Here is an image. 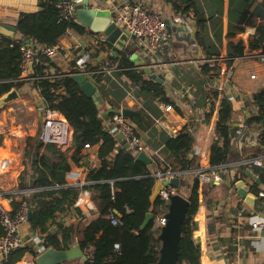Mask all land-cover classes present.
I'll list each match as a JSON object with an SVG mask.
<instances>
[{"label": "trees", "instance_id": "16d2710c", "mask_svg": "<svg viewBox=\"0 0 264 264\" xmlns=\"http://www.w3.org/2000/svg\"><path fill=\"white\" fill-rule=\"evenodd\" d=\"M61 1L64 0H39L37 12L20 14L15 25V38L0 35V97L12 89H16L21 96H36L44 102L47 109L60 112L73 129L72 146L68 150H62L58 145L42 143L35 149L40 175L32 186L21 188V191L34 188L35 192L23 191L24 193L9 196L13 213L24 203L29 206L31 218L28 226L31 233L43 236L41 249L36 250L26 245L1 263L18 264L29 254L32 264H36L37 257L44 251H64L78 243L88 257V261L81 264H157L161 248L158 239L160 230H154L153 219L145 230L140 232V228L148 213H153L154 218V215L161 217L168 211V204L160 197L154 204L151 202L158 169L162 173L171 171L181 174L177 192L182 194L186 190L185 197L190 201L182 229L178 264H201V253L194 240V227L200 197L203 198V188L199 195V178L188 174L197 167V159L191 158L190 153L194 143L189 131L193 128L192 121L166 141L160 153L163 160L155 156L150 165L137 161L125 143H120L118 137L107 131L99 106L73 76L83 74L98 88L107 74L104 70L115 67L119 72L114 73L120 78L123 76L121 84L129 92L130 98L144 97L148 109L153 108V101L157 100V103L176 108L180 114L181 111L173 102L166 86L151 80L142 68L135 66L131 60V55L136 52L134 44L131 45L132 48L114 57L103 34L94 33L81 25L75 13L69 19L60 17L57 5ZM162 1L171 4L172 10L177 14L189 16L194 22L193 38L202 52V62L195 73L188 75L177 72L180 81L185 80L186 85L191 87L196 98V109L205 110L204 117L210 119L220 95L214 82L221 72L219 68L210 66L209 61L222 56L220 45L210 42V24H216L218 18L221 22L224 0ZM252 1L230 0V14L234 11L237 19L230 28L229 38L244 33L250 25L255 30L248 45L243 41L230 43L226 51V57L230 59L227 62L229 70L239 58L257 52L264 53V0L248 8ZM253 18H258L260 22L255 24ZM69 34L79 37L85 52H89L92 57L86 63L84 71L77 65L81 56L70 60L63 67L60 66V60L64 56L62 49L53 59L43 53L44 49L61 46L62 39ZM27 41L34 44L39 53L34 57L32 74L23 77L20 47L27 44ZM96 54H99L100 59L95 60ZM187 78L190 81L187 82ZM173 88L180 89V84L173 83ZM111 106L117 110L126 109L127 103H123L122 108L115 103H111ZM236 107L237 104L231 97L223 98L216 138L211 147L212 168L226 166L237 151L234 139L237 134L233 132L232 124L237 112L243 113L246 128L258 134L259 147L264 148V87L252 93L251 105H241L238 109ZM114 115L116 114H110L111 117ZM130 120L132 121L131 118ZM3 140L4 135L0 134V145ZM27 143L31 144L32 139L28 138ZM87 145L99 148V166L88 167L86 181L89 185L83 190L89 192L94 203L105 204L100 213L94 216L87 215L77 205L82 189L67 182V175L74 169L73 166H81ZM258 154V149H246L243 157L254 158ZM225 169L228 172L229 168ZM252 171L260 182V185H255L254 191L257 193V190L264 188V169L255 167ZM244 176L247 173L240 172L236 179ZM226 182L227 188L223 191V182L211 185L209 192H220L215 203L224 206L230 200L232 208L236 210L249 209L236 196L235 182L230 178ZM263 202L264 200H257L255 210L264 211ZM113 219L118 224H113ZM3 236L4 229L0 222V238Z\"/></svg>", "mask_w": 264, "mask_h": 264}, {"label": "crops", "instance_id": "0c3cea01", "mask_svg": "<svg viewBox=\"0 0 264 264\" xmlns=\"http://www.w3.org/2000/svg\"><path fill=\"white\" fill-rule=\"evenodd\" d=\"M98 1L90 0L94 6ZM111 1L103 0V9H108ZM124 1L134 2L135 0H115L117 3ZM262 1L253 0L248 8H252L255 3L259 4ZM152 5L153 11L162 14L167 21V39L149 57L137 52V50L135 53L143 57L146 64L155 66L154 72L170 73L173 75V79H167L164 86L168 89L173 102L179 107L181 114L178 113L176 108L167 111L166 106L168 105L157 103V100L153 101V108L148 109L144 97L130 98L129 92L121 84L123 76L120 78L118 74L114 73L119 72L118 69L107 72L98 88H95L94 84L87 80L89 89L85 92L87 94H92L94 91L100 93V116L105 122L107 131L113 136L118 137L122 144H124V141L121 137L122 135L118 133L115 122V117L118 115L119 110L113 108L111 103L120 105L121 108L123 107V103H127L126 109L142 113L141 117L131 118V122H133L137 133L144 143L145 153L152 161H154L155 156L162 152L166 141L176 136L177 132L191 120L193 128L189 130H191L194 141L193 150L196 148L201 150L196 168L207 169L210 165L211 147L216 138V126L223 98L225 96L231 97L237 104L236 108H240L241 104L238 102V99L243 91L252 95L258 88L264 87V63L253 62L256 72L250 73V79L253 74L258 72V78L255 80L251 79L254 81L253 85H249L244 81L243 78L248 75V72L245 70L244 64L238 62L239 60H251L254 54L237 59L231 70L227 69V73L232 72L234 74V81L231 84L227 83V74H221L214 82L220 93L219 99L216 102L212 117L206 119L204 117L206 111L196 109V98L193 96V92H191V87L186 85L185 80L180 81L177 72L179 71L188 75L191 72L195 73L197 67L202 62V52L197 47L193 38L195 33L194 22L189 16H183L174 12L171 4L165 3L162 0H158L154 4L152 3ZM38 10L39 0H0V27H15L21 13H33ZM236 19L237 15L234 11L230 14V0H224L221 22L218 18L216 24H210V34L212 36L210 37V42L215 41L220 45L222 56H226V51L231 42L237 43L238 41H243L244 44L248 45L254 34L255 28L250 25L246 27L244 33L238 34L235 38H229L230 28ZM252 21L255 24L260 22L258 18H253ZM75 42L77 44L72 47ZM60 45L64 52V56L60 60V66L63 67H66L67 63L77 56L90 54L89 52H85L82 41L74 34L67 35L62 39ZM129 48H132L131 42L127 45L126 50ZM75 51L77 53L76 56L73 55ZM97 59H100V56L95 58V60ZM188 81H190L189 78H187ZM175 82L180 84V89L174 90L173 83ZM44 106V102L40 99L30 101V98L21 96V100L17 102L16 108L17 111H22L25 114L21 123H17L16 118L12 115V111L9 112V117H6L8 113L6 111L1 114L2 116L0 115V134L4 135V140L0 145V165L4 166V169L0 170V191L8 196L5 204L10 209H12V200L9 196L27 190L22 189L23 191H21V188L32 186L34 180L40 175L35 149L41 143L40 136L43 131ZM32 113L41 114L38 117L37 123L33 122ZM111 113L116 115L111 117ZM242 121H244L243 113L237 112L232 121L234 125L233 132L237 130ZM30 123H32L33 127L41 126V133L39 135L38 131L36 134ZM64 133L66 145L67 147H71L73 129L69 123L64 128ZM28 138L32 139L31 144L27 143ZM98 149L95 146L85 151L81 166L74 165L72 172L80 173L86 171L89 166H99ZM237 158L236 153L231 156V160L235 161ZM117 161H119V158H117ZM156 171L157 173L160 172L158 169ZM203 187L209 190L208 187L211 186H208L207 183H201L200 192ZM185 194L184 190L182 195L185 196ZM77 205L89 216L99 214L105 206V204L94 203L90 198L89 192L86 190L81 191ZM158 218L159 216L154 215V230L158 228ZM263 232L255 233L251 230L245 211L236 210L228 203L221 206L220 203L211 202L210 199H200L199 210L195 218L194 240L201 253V264H264ZM22 235L27 241L26 245L36 250L41 249L44 241L43 236L31 233L28 225L23 227ZM30 258V255L26 254L24 260L32 264ZM1 262L2 260H0V264H2ZM81 263L80 260H74L66 264Z\"/></svg>", "mask_w": 264, "mask_h": 264}, {"label": "built area", "instance_id": "2783aa9c", "mask_svg": "<svg viewBox=\"0 0 264 264\" xmlns=\"http://www.w3.org/2000/svg\"><path fill=\"white\" fill-rule=\"evenodd\" d=\"M158 0H135L134 2L124 1V2H115L112 0L109 6V10L112 12V20L115 24L120 27L122 30L127 31L130 36L131 45L134 44L137 52H140L144 56H151L155 53L161 44L167 39V24L164 16L158 12H154L152 8V3L157 2ZM83 0H64L58 3L57 7L60 12V17L63 19H69L75 12L76 6L81 4ZM61 50V46H55L52 48H47L43 50V53L53 59ZM22 53V76L26 77L29 71L30 63H33L34 57L38 55L39 49L34 44H25L20 47ZM254 59H258L261 63H264V53L257 52L252 56ZM91 59L90 54H83L77 61L78 67L84 71L85 65ZM228 60L226 56H221L219 58L209 61L210 66L219 68L221 74H227V83L234 81V74L232 72L227 73ZM111 70H116L115 67L105 69L104 71L110 72ZM231 70V69H230ZM258 73L251 76L252 80L258 78ZM234 100V99H233ZM238 102L241 105H251L252 95L244 92L240 95ZM120 109L118 115L115 117V122L117 125V130L120 135L123 136V141L127 149L134 155L146 151L144 143L140 138L137 130L131 122L130 119L125 118ZM166 110H172V106H166ZM44 123L43 131L40 136V142L44 145L54 144L58 145L62 150H68L65 142V133L64 128L68 125L64 116L58 112L47 109L44 106ZM191 133V130H189ZM258 134L254 131H250L246 128L244 121L238 126L237 136L235 137V144L237 147V159L231 160L226 166L221 168H212L210 165L207 169L205 168H194L189 171L188 174H193L199 178L200 185L201 183H207L208 186L214 183L222 182V174L225 168H229L228 174L231 181L235 183L239 180H243L246 184V190L248 194L255 198V203L257 200H264V188L255 190V185L258 180V176L253 173L252 169L255 167L264 169V148L260 146V140ZM92 149L91 146L87 145L85 151ZM246 149H258V156L254 158L244 159V151ZM191 158L198 160V157L201 154V150L196 148L191 150ZM158 158H161L160 154L157 155ZM162 159V158H161ZM163 160V159H162ZM4 169V166L0 165V170ZM251 172L252 175L249 176L248 172ZM240 172H246L247 176L236 179V176ZM88 169L84 172L75 173L70 172L67 175V182L69 185L76 186L81 188L89 185L86 181V176ZM181 174L173 173L171 171L167 173H162L161 171L156 174V178L164 181L170 180L173 178H180ZM236 190V189H235ZM26 193L35 192L34 188H29L25 190ZM22 192V193H24ZM177 189L168 186L161 192L160 198L163 202L168 204L169 195L177 194ZM237 196V190L235 192ZM6 195L0 191V222L4 229V236L0 238V260L7 259L11 254H13L18 249L25 247L27 244L26 239L22 235V229L24 226L28 225L29 222V206L24 203L21 208L13 213V210L10 209L5 204ZM244 203V199H241ZM247 204V203H246ZM248 205V204H247ZM264 205V202H263ZM249 206V205H248ZM248 209V208H247ZM245 210L247 217V222L252 231L255 233H261L264 231V211H257L254 207H250L248 210ZM113 224H118V221L113 219ZM167 220L165 214L158 218L157 227L159 230L162 226L166 225ZM18 264H29L26 260L20 261Z\"/></svg>", "mask_w": 264, "mask_h": 264}, {"label": "water", "instance_id": "95a60500", "mask_svg": "<svg viewBox=\"0 0 264 264\" xmlns=\"http://www.w3.org/2000/svg\"><path fill=\"white\" fill-rule=\"evenodd\" d=\"M102 4L103 0H99L95 6L91 4L90 0H83L81 4L76 6V18L81 25L87 27L92 32L103 34L106 42L112 49L113 56L116 57L120 52H124L126 50L130 41V36L127 31L122 30L115 24V22H113L112 12L109 9H103ZM0 35L13 39L17 35V29L15 27L2 26L0 27ZM29 43L30 41H27V44ZM131 60L134 62L136 67L142 68L145 74L158 84L164 85L167 79H173V75L170 73L154 72L153 69L155 66L146 64L143 57H140L136 53L131 55ZM32 68L33 63H30L28 74H32ZM73 77L81 85L84 91L89 89V84L87 83L88 79L84 75L79 74L74 75ZM228 86H230V84H228ZM88 96L94 100L96 105L99 106L101 104L99 100L100 93L98 91H94L92 94H88ZM19 99L20 93L16 89H12L10 92L0 97V111ZM122 114L128 119L142 116V113L129 109H123ZM121 137L123 139V136ZM135 157L137 161H141L149 165L153 162L152 159L144 152L138 154ZM248 175L251 176L252 173L249 171ZM256 184L260 185V182L257 181ZM168 186L178 190L180 188V178L176 177L164 181L157 179L152 189V204H154L159 199L161 192L165 189V187ZM235 188L237 190V196L240 199H244V201L250 207H254L255 198L248 194L245 182L243 180L237 181L235 183ZM189 208L190 201L182 194L177 193L174 195H169L168 211L165 214L167 223L161 227L160 233L158 235V239L161 242V248L160 257L157 264H178L182 229L187 218ZM30 218L31 212L29 213V220ZM152 219L153 213H148L144 223L140 228V232L147 228ZM74 260H80L81 262L88 261V257L82 251L78 243H75L70 249L64 251L48 249L37 257L36 264H66Z\"/></svg>", "mask_w": 264, "mask_h": 264}, {"label": "rangeland", "instance_id": "374dc122", "mask_svg": "<svg viewBox=\"0 0 264 264\" xmlns=\"http://www.w3.org/2000/svg\"><path fill=\"white\" fill-rule=\"evenodd\" d=\"M215 42V41H214ZM216 43V42H215ZM72 44V43H71ZM75 44H77L76 42L74 43V45L72 46V47H74L75 46ZM74 56H76L77 55V53H76V51L74 52V54H73ZM99 54H96V55H94L96 58H97V56H98ZM246 62V63H245ZM249 62V63H248ZM253 62H258V63H260V61L258 60V59H254V58H252L251 60H247V61H240L239 60V62L238 63H243L244 64V66H245V70L248 72V75H246V76H244V81H246L247 82V84H249V85H253V83H254V81H252L251 79H250V73H252V72H256V67H255V65H254V63ZM247 66H248V68H247ZM258 73V72H257ZM85 85H86V83H85ZM23 97H25V98H30V101H32V100H39V98L38 97H36V96H23ZM21 100V95H20V99L19 100H17V101H15V102H13V103H11V104H9L8 106H6L4 109H2L1 111H0V115L2 114V113H4L5 111L6 112H8L7 113V116L6 117H9V112L10 111H12V115L16 118V121H17V123H21V121H23V115H25L22 111H17L16 110V108H17V102L18 101H20ZM13 109V110H12ZM18 114V115H17ZM2 116V115H1ZM31 116L33 117V122L35 121V123H37V120H38V117H40L41 116V114H31ZM32 122V123H33ZM32 123H30L31 124V127L35 130V132H36V134H37V131H38V135L41 133V131H40V129H41V126L40 125H38L37 127H33L32 126ZM237 131H238V128H237V130L234 132L235 133V135L237 134ZM38 135H37V140L39 139L38 138ZM233 160V159H232ZM228 178H230V176H229V174L227 173V170H224V172H223V174H222V182H223V184H222V191L223 190H226V188H227V179ZM231 180V179H230ZM225 181V182H224ZM209 188V190H206L205 189V187H203V198L202 199H210L211 200V202H215V200L217 199V198H219V196H220V192H218L217 190H213L212 192H209L211 189H210V187H208ZM185 192H186V190H185ZM199 192H200V189H199ZM208 192V193H207ZM206 195V196H205ZM184 196V195H183ZM200 199H201V197H200ZM228 204H230V200H228V201H226ZM226 203V204H227ZM231 205V204H230Z\"/></svg>", "mask_w": 264, "mask_h": 264}]
</instances>
